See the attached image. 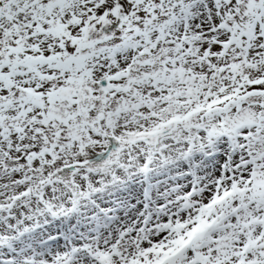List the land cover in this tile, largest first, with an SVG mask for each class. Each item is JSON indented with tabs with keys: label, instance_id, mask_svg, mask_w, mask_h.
Instances as JSON below:
<instances>
[{
	"label": "snow or ice",
	"instance_id": "obj_1",
	"mask_svg": "<svg viewBox=\"0 0 264 264\" xmlns=\"http://www.w3.org/2000/svg\"><path fill=\"white\" fill-rule=\"evenodd\" d=\"M0 264H264V0H0Z\"/></svg>",
	"mask_w": 264,
	"mask_h": 264
}]
</instances>
